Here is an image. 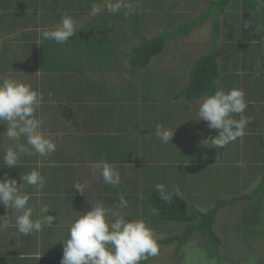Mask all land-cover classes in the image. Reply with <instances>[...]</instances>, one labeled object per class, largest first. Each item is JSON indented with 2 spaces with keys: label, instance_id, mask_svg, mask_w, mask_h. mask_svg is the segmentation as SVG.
Returning <instances> with one entry per match:
<instances>
[{
  "label": "rangeland",
  "instance_id": "rangeland-1",
  "mask_svg": "<svg viewBox=\"0 0 264 264\" xmlns=\"http://www.w3.org/2000/svg\"><path fill=\"white\" fill-rule=\"evenodd\" d=\"M22 1L0 0V77L30 84L42 95L36 115L58 148L48 157L22 156L12 169L3 165L0 151V178L13 177L20 183L22 174L39 171L44 188L37 191L22 185L21 190L31 194L33 219L44 215L42 205H48V214L56 219L40 232L22 236L16 232L15 214L0 204V216L8 215L10 220L6 228H0V264H60V240L71 221L97 202L115 209L120 196L129 203L121 210L127 213L125 219H143L158 243L178 236L164 243L148 264H264V210L258 212L256 200L245 212L233 203L222 206L214 227L222 240L218 257L202 246L203 231H185L186 223L175 221L157 225L158 219L148 208L157 183L183 196L191 210L203 212L218 200L243 192V184L237 183L245 178V135L224 150L204 145L202 141L218 131L194 118L201 101L174 96L188 81L187 69L212 45L218 4L212 0H132L134 13L125 15L124 9L107 12L110 0H29L31 11L25 18L29 31L21 37H5L12 25L5 29L2 24L19 19L15 11ZM247 1L234 0L236 4L220 19L219 49L229 74L220 80L224 90L242 89L241 81L246 87V73L240 68L247 64L249 43L246 28L235 29V25L244 19L247 23ZM93 4L102 9L97 15H91ZM211 6L214 11L205 22L187 35L168 38L161 54L145 68L132 71L129 53L143 38L147 41L160 31L178 30ZM63 15L73 18L76 35L65 44L41 40L40 33L54 29ZM242 115L246 116L245 111ZM157 124L174 129L169 143L155 136ZM5 130L6 125L0 123V134ZM10 144L0 135V150ZM104 161L120 172V184L104 183L99 171L93 170V164ZM76 183L84 185L85 191L77 190ZM245 186L249 190L253 183ZM247 192L254 197L260 194ZM32 254L41 256L34 261L28 258Z\"/></svg>",
  "mask_w": 264,
  "mask_h": 264
},
{
  "label": "clouds",
  "instance_id": "clouds-1",
  "mask_svg": "<svg viewBox=\"0 0 264 264\" xmlns=\"http://www.w3.org/2000/svg\"><path fill=\"white\" fill-rule=\"evenodd\" d=\"M121 9L125 10V15H131L134 13V3L132 0H110L106 5L109 13H117ZM101 11L100 6L93 4L91 15ZM76 32L73 18L63 15L54 29L40 33V39L65 44ZM42 101V95L30 84L10 76L0 77V123L6 125L5 132L0 135L3 140L11 142L6 150H0L3 151V165L7 168H16L22 156L48 157L57 151V143L46 134L42 120L36 115ZM246 108L245 93L240 88H221L206 95L199 103L194 118L205 121L209 129L218 131V135L202 143L223 149L242 138L251 122L250 117L242 115ZM173 130L157 124L155 136L167 144L172 140ZM92 167L94 171H99L104 183L113 186L120 184V172L108 162H97ZM22 185L39 191L44 188L45 180L37 170L22 174L20 183L13 177L0 178V204L15 214L16 232L28 236L40 232L45 225L51 226L56 217L48 214V205H42L40 212L44 215L33 219V207L29 205L31 194L22 192ZM74 187L85 191V186L80 183L74 184ZM155 187L163 199H171L165 194L164 185L157 183ZM128 206V201L120 196L115 209L106 208L103 203L97 202L92 204L89 211L73 219L67 235L60 240L63 242L60 264H141V261L159 255L160 245L151 227L143 219L127 220V213H121ZM7 217L0 216V228H6L10 223ZM108 217L114 219L109 220ZM40 256L32 254L28 258L36 261Z\"/></svg>",
  "mask_w": 264,
  "mask_h": 264
},
{
  "label": "trees",
  "instance_id": "trees-1",
  "mask_svg": "<svg viewBox=\"0 0 264 264\" xmlns=\"http://www.w3.org/2000/svg\"><path fill=\"white\" fill-rule=\"evenodd\" d=\"M29 1V0H28ZM214 4H218L216 12V20L213 23V39L210 49L204 54L199 55L187 69L186 75L188 77L187 83L182 86L174 95L177 98H186L189 101L198 100L204 98L206 95L214 93L215 90L221 88L220 80L228 76L225 69L228 64H225V58L222 54V48L219 49L218 39L220 37V19L223 13L226 12L227 6L231 2L236 4L234 0H212ZM246 9V5H245ZM248 9V7H247ZM213 6L206 9L201 16L192 18L187 24L182 25L176 29L178 30H164L151 38L143 40L135 46V49L129 53V62L133 65L132 71H137L140 68H145L153 57L161 54L168 41V38L174 37L177 34L187 35L196 25L205 22L213 12ZM246 12V10H245ZM246 16V13H245ZM259 21L255 26L259 25ZM245 19L235 25V29L243 25L245 27ZM187 26V27H186ZM225 45H227L225 43ZM236 62V61H235ZM264 63V61H263ZM220 150V149H219ZM224 150V148H223ZM246 185V184H245ZM260 194L258 198L263 197V193L260 188H257ZM152 192L148 199V208L154 213V217L157 218L158 223H167L168 221H175L180 223H186L187 228L185 231L192 232L194 230H201L204 232L202 246H206L208 254L212 257H218L221 253H218L219 245L221 244V238L215 233V223L217 214L223 205L232 204L236 199H220L217 203L206 211L190 209L187 200L178 193L166 190L165 194L171 197L170 200H165L162 195L155 190ZM261 195V196H260ZM252 196V195H251ZM254 197V196H252ZM243 198L248 199L247 193L243 195ZM256 198V197H254ZM248 208V207H247ZM245 208V209H247ZM245 209L243 212H245ZM264 208L258 207V212L262 213ZM176 237L165 238L161 240L160 249L164 243H170L175 240ZM214 246V252L212 247ZM148 260L141 261V264H148Z\"/></svg>",
  "mask_w": 264,
  "mask_h": 264
},
{
  "label": "crops",
  "instance_id": "crops-1",
  "mask_svg": "<svg viewBox=\"0 0 264 264\" xmlns=\"http://www.w3.org/2000/svg\"><path fill=\"white\" fill-rule=\"evenodd\" d=\"M232 5L230 2L227 8ZM245 10L248 25L245 35L247 36L249 46L247 47L248 53L245 57L247 58V64L240 68L241 71L246 73V87L244 81H241L240 85L242 89L245 88V98L247 101L245 113L247 117L251 118V122L245 129V146L242 150L247 157L245 165L242 167L245 178L240 183H237L243 184L241 186L243 192L237 193L233 197L234 199L237 198L233 204L235 207L238 206L241 212L253 200L257 201L258 207H264V198H254L250 192H247L260 188L264 194V0H248ZM30 11L29 1L23 0L15 11L19 14V19L9 20L5 25L2 24L5 29L12 25V30L7 34L5 33L4 36L16 38L25 35L30 29L25 19L29 16ZM24 14L27 15L24 16ZM257 21H259V25L255 26ZM225 71L228 72V68ZM113 77L115 79L117 76L114 75ZM235 85H237L236 82ZM202 99L200 98L198 101H202ZM236 162L235 166H238ZM250 183H253L252 188L246 190L249 187H246L245 184ZM245 193H247L248 199L243 198Z\"/></svg>",
  "mask_w": 264,
  "mask_h": 264
}]
</instances>
